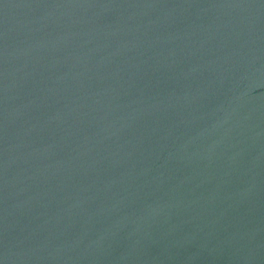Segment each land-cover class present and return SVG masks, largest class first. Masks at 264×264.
<instances>
[{
    "label": "water",
    "instance_id": "1",
    "mask_svg": "<svg viewBox=\"0 0 264 264\" xmlns=\"http://www.w3.org/2000/svg\"><path fill=\"white\" fill-rule=\"evenodd\" d=\"M0 264H264V0H0Z\"/></svg>",
    "mask_w": 264,
    "mask_h": 264
}]
</instances>
